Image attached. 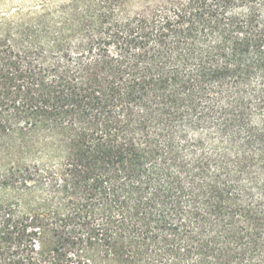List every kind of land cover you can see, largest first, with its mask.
<instances>
[{"label":"trees","instance_id":"16d2710c","mask_svg":"<svg viewBox=\"0 0 264 264\" xmlns=\"http://www.w3.org/2000/svg\"><path fill=\"white\" fill-rule=\"evenodd\" d=\"M0 264H264V0H0Z\"/></svg>","mask_w":264,"mask_h":264},{"label":"rangeland","instance_id":"374dc122","mask_svg":"<svg viewBox=\"0 0 264 264\" xmlns=\"http://www.w3.org/2000/svg\"><path fill=\"white\" fill-rule=\"evenodd\" d=\"M0 198H1V193H0Z\"/></svg>","mask_w":264,"mask_h":264}]
</instances>
